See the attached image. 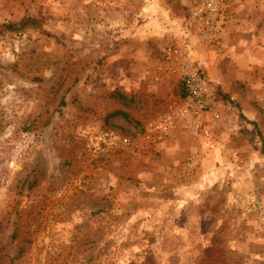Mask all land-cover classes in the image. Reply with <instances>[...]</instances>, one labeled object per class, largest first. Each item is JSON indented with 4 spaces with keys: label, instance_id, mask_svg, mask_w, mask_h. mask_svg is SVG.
Returning a JSON list of instances; mask_svg holds the SVG:
<instances>
[{
    "label": "rangeland",
    "instance_id": "rangeland-1",
    "mask_svg": "<svg viewBox=\"0 0 264 264\" xmlns=\"http://www.w3.org/2000/svg\"><path fill=\"white\" fill-rule=\"evenodd\" d=\"M203 1L0 0V25L37 21L0 28L2 264H264V0L219 1L210 40L191 19ZM147 3L180 40L143 41ZM186 66L211 105L159 134ZM117 109L129 121L105 118ZM17 211L32 239L18 261Z\"/></svg>",
    "mask_w": 264,
    "mask_h": 264
},
{
    "label": "built area",
    "instance_id": "built-area-1",
    "mask_svg": "<svg viewBox=\"0 0 264 264\" xmlns=\"http://www.w3.org/2000/svg\"><path fill=\"white\" fill-rule=\"evenodd\" d=\"M223 0H204L201 5L193 10L191 17L193 22H198V31L203 39L213 37L217 29L218 2ZM183 97L177 112L166 115L163 120L154 126V130L162 135H167L172 129V123L176 120L194 119L209 109L211 105V93L207 82L200 70L193 66H186L181 71ZM160 139V137H158Z\"/></svg>",
    "mask_w": 264,
    "mask_h": 264
},
{
    "label": "trees",
    "instance_id": "trees-1",
    "mask_svg": "<svg viewBox=\"0 0 264 264\" xmlns=\"http://www.w3.org/2000/svg\"><path fill=\"white\" fill-rule=\"evenodd\" d=\"M13 26H17L18 30H23V28L27 27H34L37 26V21L35 18L27 17L20 20L19 23H8L4 25H0V28L2 29H8L13 30ZM37 78H34L36 80ZM39 80V79H38ZM64 83V80L62 81ZM62 87V84H60V88ZM58 90H54V86H50L47 90V95L45 99V104L49 103L52 99V95H55ZM134 96H127L124 95L119 90L115 89L113 92L110 93V98L115 99L117 101H127L124 103L126 106H128V102H131ZM61 105L65 104L63 98L60 99L59 102ZM46 107V106H45ZM47 111L45 110V113ZM121 115L122 118H124L126 121H129L130 115L128 112L123 111L121 109L114 110L112 113L106 115L105 118L113 117ZM9 124V120L4 112L0 109V132L2 131V128L6 127ZM260 141H263L262 136L260 133H258ZM21 211L16 212V220H15V226L11 235V238L16 241V256L12 260L18 261L21 258H24L27 255V249L29 248L27 245L32 244V239L29 237V235L25 234L22 230H20L21 227ZM8 216H4L2 213H0V234L4 231L7 225ZM2 248L0 247V264H2V254H1ZM225 264H240L238 260H234L232 258L226 257L224 258ZM208 262L205 261V258L201 260L200 264H207Z\"/></svg>",
    "mask_w": 264,
    "mask_h": 264
},
{
    "label": "crops",
    "instance_id": "crops-1",
    "mask_svg": "<svg viewBox=\"0 0 264 264\" xmlns=\"http://www.w3.org/2000/svg\"><path fill=\"white\" fill-rule=\"evenodd\" d=\"M144 1H148V0H144ZM157 0H153V5H156ZM150 3H147L146 6L143 8L141 15L144 18V23L142 25L143 31L142 32V39L143 41H145V38H150L152 37V35L156 32L155 30L158 29V34L160 37H163L166 41L171 40L172 36H176L178 37V39L180 40V35L183 32H180V30H178V28H173L172 25L174 24V22L176 20H174L169 14H168V10L163 7L161 4H159L160 6V10L157 11L154 9V6L150 7ZM155 14V15H154ZM153 16L155 19H153ZM157 18V19H156ZM161 20V21H160ZM233 20H231L229 22V24H233ZM177 22V21H176ZM230 25L226 27V29H229L227 31H222L221 33V39H220V45L222 47L226 46V38H228V42H232V40L237 36L236 34H232V31L234 30V28H238V26L231 28L230 29ZM225 29V30H226ZM183 35V34H182ZM181 44V43H180ZM189 46V45H187ZM190 47H192L190 45ZM186 49H189V47H186ZM128 55L131 57H136L135 52H128ZM135 64L138 65L137 62H134ZM139 63H143L141 61H139ZM136 79H141L139 77H136Z\"/></svg>",
    "mask_w": 264,
    "mask_h": 264
}]
</instances>
